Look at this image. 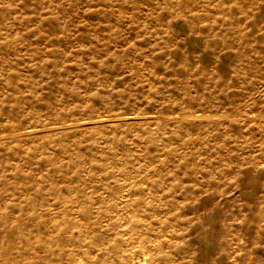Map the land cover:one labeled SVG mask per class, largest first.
<instances>
[{
	"label": "rangeland",
	"instance_id": "374dc122",
	"mask_svg": "<svg viewBox=\"0 0 264 264\" xmlns=\"http://www.w3.org/2000/svg\"><path fill=\"white\" fill-rule=\"evenodd\" d=\"M0 264H264V0H0Z\"/></svg>",
	"mask_w": 264,
	"mask_h": 264
}]
</instances>
